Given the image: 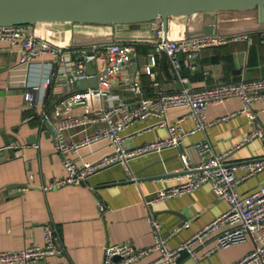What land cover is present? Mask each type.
<instances>
[{
  "label": "crops",
  "instance_id": "obj_1",
  "mask_svg": "<svg viewBox=\"0 0 264 264\" xmlns=\"http://www.w3.org/2000/svg\"><path fill=\"white\" fill-rule=\"evenodd\" d=\"M158 21L161 22L160 19L127 22L121 27L114 23L87 22H53L48 25L55 30H64L70 40H74L72 46L85 44L76 41L113 38L128 46V50L140 48L135 78L131 74L130 62L124 70L111 76L109 93L117 94L131 104L141 97L177 90L182 85L199 88L219 82L264 77V37L258 32V27L264 26V19H259L257 8L196 11L168 18L169 37L186 30L196 31L205 24H213L214 30L223 33L252 32L250 41L233 40L203 47L190 58L179 52V73L187 77V82L179 80L167 53L154 49L159 40L155 34ZM19 57L17 42L0 40V250L42 243L46 223L54 227L57 240L64 247L62 255L30 264H101L104 247L110 242L129 240L139 246L149 244L153 229L147 219L148 208L143 198L172 182L166 176L180 168L178 152L181 149L193 160H198L194 143L204 134L216 152H226L224 158L228 162L264 156V141L260 138L235 146L253 125L264 127V99L251 103L256 115L252 121L246 113L239 111L242 106L240 98L231 96L222 102L208 104L205 115L216 121L205 133L186 134L178 148L147 152L126 163H114L79 183L43 188L51 178L65 173L61 154L54 143V109L67 97L70 88L53 63L50 52L37 56L29 64H18ZM72 58L78 57L73 53ZM94 67L98 72L102 62L94 61ZM32 85L40 86L35 91L34 105L24 97ZM106 97L104 94L99 99L94 98L93 103L105 104ZM73 111L81 112L82 107L74 105ZM229 113L228 118L217 120ZM166 114L169 121L177 122L184 129L194 124L186 106L171 107ZM154 121L155 118L149 117L132 122L123 130L126 136L124 145L131 147L164 135L165 128L151 126ZM95 127V124H89L85 129L73 126L65 130L66 140L77 141ZM108 148L105 141H96L71 151L69 155L81 164L100 156ZM236 170L238 174L243 173L241 167ZM130 171L136 179H129ZM260 182H264V170L242 179L237 188L241 193L247 192ZM227 206L226 200L215 198L209 183H203L187 193L158 201L151 208L161 221L160 233L163 235L172 227L188 222L169 236L167 244L174 246ZM217 233L211 232L193 246L199 260L188 250H183L177 264H229L253 248L252 239L247 237L226 246H217L203 255L217 243ZM154 256L152 253L134 264H141Z\"/></svg>",
  "mask_w": 264,
  "mask_h": 264
},
{
  "label": "built area",
  "instance_id": "obj_2",
  "mask_svg": "<svg viewBox=\"0 0 264 264\" xmlns=\"http://www.w3.org/2000/svg\"><path fill=\"white\" fill-rule=\"evenodd\" d=\"M155 25L159 40L154 49L164 50L167 53L181 82H187V77L179 73L181 66L179 52H183L190 58L203 47L224 44L233 40L250 41L252 34L251 31L231 33L214 31L187 36L183 31L174 37L168 35L164 37L161 22L158 21ZM258 32L264 37V29H259ZM0 40L19 44L18 64H29L37 56L50 52L53 63L58 66L60 75L70 88L67 97L54 109L56 120L54 143L61 154L65 173L51 178L43 185V188L79 183L90 174L114 163H126L130 158L147 152L178 148L186 134L196 131L205 133V130L216 121L208 119L205 115V108L210 103H218L231 96H238L242 103L239 111L246 113L253 121L256 115L251 103L264 99V77H260L219 82L199 88L182 85L177 90L160 91L151 96L141 97L135 104H131L117 94L109 93L111 76L124 70L128 64V46L118 40L72 46L70 37L64 30L52 29L48 23L44 22L0 24ZM67 48H69L68 51L65 50ZM73 53L76 54L77 59L72 58ZM90 59L102 62L101 69L95 73L98 86L78 88L76 82L89 76L84 63ZM146 71H150L149 66L146 67ZM45 83L44 81L43 85ZM38 87L40 86L32 85L24 93V97L31 105L35 104V91ZM104 94L107 95L105 104L93 103L94 98L99 99ZM74 105H80L82 111L74 112ZM176 106L188 108L189 115L194 119L192 127L184 129L177 122L168 120L167 110ZM229 116L230 113L217 120L226 119ZM149 117L155 118L151 126L165 128V134L131 147L125 146L126 136L123 130L132 122ZM89 124H95L96 127L77 141L66 140L65 130L73 126H81L85 129ZM252 138H260L264 141V127L253 125L244 139L235 146ZM96 141H105L109 147L100 156L77 164L69 155L71 151ZM194 145L198 160H193L187 152L181 149L178 152L181 161L180 168L166 176V178H171L172 182L157 188L150 196L143 198L148 208L147 219L153 229L152 241L144 246H139L129 240L110 242L104 247L101 264H134L152 253L155 256L141 264H177L183 250H188L199 260L193 246L202 242L213 231L218 232L217 243L204 251L203 255L217 246H226L250 237L253 241V248L229 264H264V182H260L243 193L237 188V184L242 179L264 170V156L228 162L224 158L226 152H216L205 134ZM238 167L243 168V173H237ZM129 179H136L131 171ZM203 183L210 184L215 198L227 201V208L178 244L168 246L169 236L186 226L188 222L184 221L172 227L168 234L163 235L160 233L161 221L154 214L152 205L169 197L194 190ZM43 237L42 243H30L17 249L0 250V263L30 264L64 253V247L58 242L54 227L50 223L44 224Z\"/></svg>",
  "mask_w": 264,
  "mask_h": 264
},
{
  "label": "water",
  "instance_id": "obj_3",
  "mask_svg": "<svg viewBox=\"0 0 264 264\" xmlns=\"http://www.w3.org/2000/svg\"><path fill=\"white\" fill-rule=\"evenodd\" d=\"M249 8H257L259 19H264V0H0V24L87 22L114 23L121 27L127 22L160 19L165 37L170 16L191 14L196 11ZM258 29H264V26H260ZM214 31L223 33L214 30L213 24H205L196 31L186 30L185 34L193 36ZM155 34L157 35L156 30ZM115 38L121 39L122 36H115ZM112 40L115 39L102 38L76 42L87 44ZM71 42L74 43V40L72 39ZM140 54V48L127 51V61L130 62L133 78L139 69ZM85 63L89 76L79 79L76 82L77 87H97L98 78L95 75L97 70L94 67V60H86ZM49 88L48 85L47 90ZM52 132L51 130L50 133Z\"/></svg>",
  "mask_w": 264,
  "mask_h": 264
}]
</instances>
